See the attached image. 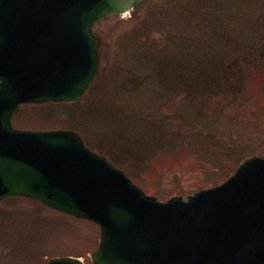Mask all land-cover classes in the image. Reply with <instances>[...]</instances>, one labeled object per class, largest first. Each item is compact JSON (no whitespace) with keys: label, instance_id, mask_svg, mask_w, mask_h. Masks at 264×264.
Here are the masks:
<instances>
[{"label":"rangeland","instance_id":"1","mask_svg":"<svg viewBox=\"0 0 264 264\" xmlns=\"http://www.w3.org/2000/svg\"><path fill=\"white\" fill-rule=\"evenodd\" d=\"M179 1L148 0L133 19L106 17L95 32L108 45L110 71L96 90L79 105H25L15 126L78 129L160 200L214 186L246 157L264 156V0H184L183 10ZM228 69L230 92L219 87ZM183 73L194 81L183 82ZM198 79L207 82L194 87L201 94L190 91ZM53 213L6 200L0 264H32L42 255L39 264L48 254L88 259L98 228Z\"/></svg>","mask_w":264,"mask_h":264},{"label":"water","instance_id":"2","mask_svg":"<svg viewBox=\"0 0 264 264\" xmlns=\"http://www.w3.org/2000/svg\"><path fill=\"white\" fill-rule=\"evenodd\" d=\"M141 1L0 0V201L25 195L94 219L95 264H264L263 157L220 186L161 203L73 132L12 127L21 103L80 99L98 68L92 26Z\"/></svg>","mask_w":264,"mask_h":264}]
</instances>
